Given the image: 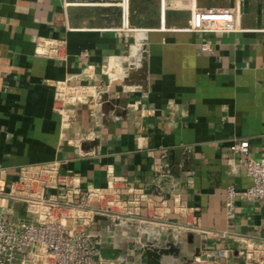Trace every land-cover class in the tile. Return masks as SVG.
<instances>
[{
	"label": "crops",
	"instance_id": "0c3cea01",
	"mask_svg": "<svg viewBox=\"0 0 264 264\" xmlns=\"http://www.w3.org/2000/svg\"><path fill=\"white\" fill-rule=\"evenodd\" d=\"M144 1L0 0V183L60 162L83 187L114 182L130 211L119 222L96 217L90 232L130 264H140L135 250L168 240L179 253L161 264H243L210 253L264 238L263 202L236 197L231 222L224 207L228 188L252 184L232 143L246 140L249 156L264 158V0H186L182 12L156 0L149 27ZM192 4L237 7L238 27L187 32ZM139 26L147 30H131ZM164 163L170 173L160 176ZM2 201L11 218H29L23 204Z\"/></svg>",
	"mask_w": 264,
	"mask_h": 264
},
{
	"label": "built area",
	"instance_id": "2783aa9c",
	"mask_svg": "<svg viewBox=\"0 0 264 264\" xmlns=\"http://www.w3.org/2000/svg\"><path fill=\"white\" fill-rule=\"evenodd\" d=\"M236 10L234 6L192 4L183 30L206 34L232 32L238 25ZM54 48L55 44H51L45 52L54 53ZM200 48L202 52H210L211 44L206 41ZM230 150L244 156V170L252 184L243 192L227 189L224 207L228 222L233 219L236 197L264 203V158H251L246 140L234 141ZM157 171L160 176H167L170 167L164 163ZM113 186L114 182L106 189L83 187L78 176L62 170L60 162L23 167L17 181L7 189L0 183V200L23 204L29 217L11 218L12 211L0 206V264H113L101 259L96 249L100 246L98 238L90 232L98 216H111L119 222V216L129 213L127 201L116 196ZM229 253L243 264H264V238H248L245 246L235 252L213 250L210 256L226 259Z\"/></svg>",
	"mask_w": 264,
	"mask_h": 264
},
{
	"label": "water",
	"instance_id": "95a60500",
	"mask_svg": "<svg viewBox=\"0 0 264 264\" xmlns=\"http://www.w3.org/2000/svg\"><path fill=\"white\" fill-rule=\"evenodd\" d=\"M96 249L98 250L101 259L113 264H130L134 261V257L129 260H124L126 254L120 250H112L110 248H102L100 246H96ZM178 253L179 249L173 245L171 240H168L165 246L162 248H154L150 246L135 250V255H140V264H161L162 257H176ZM119 258L122 260L119 261Z\"/></svg>",
	"mask_w": 264,
	"mask_h": 264
},
{
	"label": "rangeland",
	"instance_id": "374dc122",
	"mask_svg": "<svg viewBox=\"0 0 264 264\" xmlns=\"http://www.w3.org/2000/svg\"><path fill=\"white\" fill-rule=\"evenodd\" d=\"M172 1L173 2H171L170 0H163V1H161V5H162V2H164L163 6L167 9H171L173 11L182 12V11L187 10V9H185L186 8L185 4L187 3L186 0H172ZM225 1L226 0H200V2L203 4H215V3L220 4V3H224ZM231 2L233 3V1H231ZM142 4H143V7H145V8H149V5L152 6V11H151L152 13H150L152 15H149V12H148L143 18H139V19H141V25H144V27H149L152 24H156L157 20H159V16L156 15L157 12L159 11V1L147 0V1L142 2ZM230 7H233V6L231 5ZM235 8L237 9V7H235ZM190 10H191V6H189V11ZM137 22H140V20H137ZM139 27L131 28V29H136V30L140 29L141 32H142V30L143 31L147 30V28H141V27L139 28ZM237 27H238V25H237ZM136 33H140V32L138 31ZM6 205H7V202L0 200V206H6ZM17 207L19 209L21 207V205H17Z\"/></svg>",
	"mask_w": 264,
	"mask_h": 264
},
{
	"label": "bare ground",
	"instance_id": "6f19581e",
	"mask_svg": "<svg viewBox=\"0 0 264 264\" xmlns=\"http://www.w3.org/2000/svg\"><path fill=\"white\" fill-rule=\"evenodd\" d=\"M132 30V29H131Z\"/></svg>",
	"mask_w": 264,
	"mask_h": 264
}]
</instances>
